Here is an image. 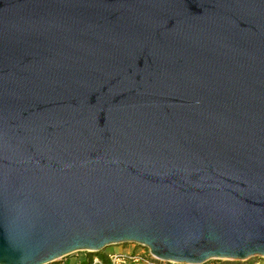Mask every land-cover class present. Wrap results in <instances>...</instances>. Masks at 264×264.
Returning a JSON list of instances; mask_svg holds the SVG:
<instances>
[{"label": "water", "instance_id": "obj_1", "mask_svg": "<svg viewBox=\"0 0 264 264\" xmlns=\"http://www.w3.org/2000/svg\"><path fill=\"white\" fill-rule=\"evenodd\" d=\"M119 243L264 258V0H0V264Z\"/></svg>", "mask_w": 264, "mask_h": 264}, {"label": "built area", "instance_id": "obj_2", "mask_svg": "<svg viewBox=\"0 0 264 264\" xmlns=\"http://www.w3.org/2000/svg\"><path fill=\"white\" fill-rule=\"evenodd\" d=\"M105 260L102 259L98 255H93L90 264H173L163 262L161 260L156 259L154 255H152L148 248L143 247L140 252H130V253H107L104 254ZM247 260V259H246ZM246 260L240 262H233L230 264H245ZM260 260H255L251 262V264H259ZM264 263V262H263ZM77 264H84L82 262H78Z\"/></svg>", "mask_w": 264, "mask_h": 264}, {"label": "rangeland", "instance_id": "obj_3", "mask_svg": "<svg viewBox=\"0 0 264 264\" xmlns=\"http://www.w3.org/2000/svg\"><path fill=\"white\" fill-rule=\"evenodd\" d=\"M104 249H107L108 251H111V252H115V253H122V254H125V253H130V252H140L142 251L143 247L139 246L138 244L136 243H119V244H115V245H110V246H107L106 248ZM104 249L100 250L99 253L100 255L98 256H101V255H104ZM84 253H87V255H90V256H93V255H97V253H89L87 251H76V252H73L71 254H68L66 256H63L55 261H52L48 264H70L72 263L73 261H75L76 259H78V257ZM248 261L249 260H253L255 261L256 258H248L247 259ZM258 260H260V263L259 264H264V258H259ZM204 264H230L229 261H226V260H223V259H210L208 260L206 263Z\"/></svg>", "mask_w": 264, "mask_h": 264}, {"label": "trees", "instance_id": "obj_4", "mask_svg": "<svg viewBox=\"0 0 264 264\" xmlns=\"http://www.w3.org/2000/svg\"><path fill=\"white\" fill-rule=\"evenodd\" d=\"M97 255H100L99 253H97ZM102 259H104L105 260V256L104 255H101L100 256ZM91 258H92V256H90V255H87V253H84V255L83 254H81L79 257H78V259H76L75 261H73L72 263H70V264H77L78 262H82V263H84V264H90V260H91ZM251 262H252V260H246L244 263L245 264H251ZM69 264V263H68Z\"/></svg>", "mask_w": 264, "mask_h": 264}, {"label": "crops", "instance_id": "obj_5", "mask_svg": "<svg viewBox=\"0 0 264 264\" xmlns=\"http://www.w3.org/2000/svg\"><path fill=\"white\" fill-rule=\"evenodd\" d=\"M107 253H113V252L108 251L107 249H104V254H107Z\"/></svg>", "mask_w": 264, "mask_h": 264}]
</instances>
